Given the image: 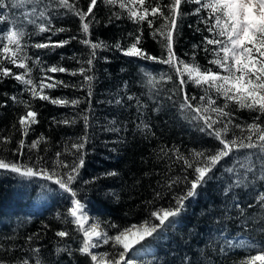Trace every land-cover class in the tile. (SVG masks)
<instances>
[{
  "label": "trees",
  "instance_id": "obj_1",
  "mask_svg": "<svg viewBox=\"0 0 264 264\" xmlns=\"http://www.w3.org/2000/svg\"><path fill=\"white\" fill-rule=\"evenodd\" d=\"M8 2L11 3L12 0ZM77 2L86 10L87 0ZM54 5L55 0H43L37 5L40 9L48 6L47 11L51 14L53 28L63 27L69 30L58 33L52 40L68 39L74 35L78 39L70 40L69 44L52 51L31 47L33 43L43 42L51 33L30 35L26 38L28 51L30 55H39L44 65L59 62L69 70L66 73H49L50 76L69 85H76L47 90L53 98L66 97L69 100L79 98L84 99L85 103L78 107L55 106L47 101L33 100L32 105L38 112L39 123L32 125V130L25 140L30 144L43 134L47 138V143H42L39 149L32 153L25 149L26 155L14 159L32 163L35 156L39 155L51 161L55 159V152H64L66 147L70 149V144L84 134V124L80 116L88 109L91 124L88 130L90 140L85 145L86 162L81 169V179L74 187L79 198L85 203L90 217L93 220L98 219L101 226L114 235L115 229L108 228L107 225L116 224L123 227L142 222L148 215V209L152 207L147 202L154 198L157 191L164 192L165 198L157 201L156 206H166L170 200L171 193L163 186L168 177L182 173L180 164L175 163L174 158H160L161 147L178 148L187 154L189 149L208 148L218 142L198 132L183 118L178 106L173 107L172 102L167 100L170 93H166L165 90L173 88V84H159L157 88L148 84V76L142 71L143 68L152 72L155 67L156 71L152 74L158 80L160 72L171 71L167 66H153L150 62L124 57L115 49L114 45L117 42L122 45L131 42L128 34L135 33L137 25L128 20L126 15H122L119 20L113 18L110 23L112 13L118 12L119 9L105 6L102 0H99L98 7L94 9L95 18L99 23L92 25L91 39L93 42L102 40L109 47L97 50L93 71L88 73L95 76L93 95L89 104L87 87H80L83 84V76L79 74L73 76L70 72L78 70L81 65L77 61L86 60L90 49L79 42L83 36L79 31L78 17ZM31 7V4H24L18 9H12L9 13V23H0V29L11 26L13 18L19 19L25 13L30 14ZM191 7L193 6L185 5V11H190ZM37 23L40 21L37 20ZM195 23L194 16L184 18L174 48L181 57L184 53L191 56L192 45L200 44L196 59L201 64H206L201 42L203 35L207 33L195 32L194 28L189 27ZM154 26L158 27L159 24ZM140 27L144 30L143 48L159 56L161 47L152 38L151 30L147 24ZM25 28L30 33L35 31L34 25H25ZM72 57L75 59H71ZM13 70L21 71L15 68ZM40 75L38 68H34L33 77L39 78ZM22 88L23 86L12 78H5L0 82V105H3L0 107V140L4 137L11 138L7 145L0 143V149L5 147L9 149V152L4 153L9 157L10 150L17 147V141L21 138L17 120L19 115L25 112L21 104L14 103L9 97L31 99ZM187 90L194 94L196 92L191 87ZM129 95L139 99L141 104L147 105L146 108H140L144 113L143 117L138 115L136 99L132 101L127 99ZM116 99H121L122 103L116 104ZM157 107L160 111H153ZM238 115L242 121H250L252 114L240 112ZM63 119H75L76 122L68 125L54 122ZM141 119L150 125V131L141 132L136 127ZM111 128L118 131L106 130ZM113 148L117 151H111ZM29 156H32V161L29 160ZM65 158L68 162L73 159L67 153ZM241 159L243 160V157ZM108 171H116L119 174L104 176L103 174ZM216 175V180L209 181L205 187L199 189V195L194 200L188 201L187 210L162 239L151 242L142 249L137 246V249L130 253V257L137 261V264H239L241 259L246 258L247 249H229L225 241L241 236L257 239L264 236L260 231L261 227H264V210L260 209L255 201V195L264 191V187L261 186L264 182L255 181L249 188H234L226 195L224 188L230 179L235 177H230L222 169ZM97 177L98 179L94 180ZM84 181L89 183L84 184ZM180 190L176 188L173 192ZM66 196V193H61L51 182L39 178L24 180L0 170V261L3 264H20L24 259H28L30 264H36L37 259L41 264H89L88 258L77 252H73L72 259L66 253H56L57 247L65 245L78 247L79 239L82 238L75 232L73 224H65L58 218V214L63 217L70 206V199H66ZM234 196L237 197L240 208L244 210L243 215L240 209L233 206ZM249 204H252L251 208L248 207ZM45 225L48 227L45 228ZM65 228L71 235L62 240L55 232ZM29 236H33V240L29 241L27 239ZM73 236H76L77 240H73ZM109 247L105 245L96 251H111ZM32 249H39V252H33Z\"/></svg>",
  "mask_w": 264,
  "mask_h": 264
},
{
  "label": "snow or ice",
  "instance_id": "obj_2",
  "mask_svg": "<svg viewBox=\"0 0 264 264\" xmlns=\"http://www.w3.org/2000/svg\"><path fill=\"white\" fill-rule=\"evenodd\" d=\"M42 2L43 0H12L9 3L8 0H0V23L4 24L9 23V13L12 9H18L24 4L32 5L30 14L25 13L19 19L13 18L11 26L0 29V82L5 78H12L22 85V91L31 97L29 100L18 99L17 96L9 97L14 103L21 104L25 112L19 115L17 120L21 138L17 141V147L10 150L11 157L4 154L9 152V149L6 147L0 149V170L24 180L39 178L51 182L61 193L67 194L65 198L70 199V206L67 207L66 214L63 217L58 214V218L65 224H73L75 232L82 238L79 239L76 248L71 245L57 247V254L66 253L72 259L73 252H77L87 257L89 264H137V261L130 257V253L136 250L137 246L142 249L149 243L162 239L187 210L188 201L194 200L199 195V189L205 187L209 181L217 179L216 174L219 170L222 169L230 177H235L230 179L224 188L226 195L234 188H249L255 181L264 182V0H102L105 6L119 9L118 12L112 13L110 23L113 18L119 20L122 15H126L128 20L137 25L135 33L128 34L131 42L126 45L117 42L114 45L115 49L124 57L150 62L153 66H167L171 71L160 72L158 80L152 74L156 71L155 67L152 72L143 68L142 71L148 76V84L153 88H157L159 84H173V88L165 90L166 93H170L167 100L172 102L173 107L178 106L183 118L198 132L218 142L208 148L189 149L187 154L178 148L161 147L160 158H174V162L180 164L182 173L168 177L163 186L171 193L170 200L166 206H156L157 201L165 198L164 192L157 191L154 198L147 202L152 207L148 209V215L142 222L123 227L116 224L107 225L108 228L115 229L114 235L106 231L98 219L93 220L90 217L85 203L79 198L74 187L81 179V169L86 162L85 145L90 140L88 130L91 124L88 109L80 116L84 124V134L70 144L71 150L66 147L64 152H55V159L51 161L39 155L35 156L32 163L14 159L26 155L25 149L32 153L39 149L42 143H47V138L43 134L30 144L25 140L32 130V125L39 123L38 112L32 105L33 100L47 101L55 106L78 107L85 103L84 99L79 98L71 100L66 97L53 98L47 90L76 85H69L50 76L49 73H66L69 70L59 62L44 65L39 55L29 54L26 38L30 35L51 33L43 42L33 43L31 47L52 51L69 44L70 40L78 39L74 35L68 39L52 40L58 33L69 30L63 27L53 28L51 14L47 11L48 6L43 9L37 6ZM98 2L99 0H87L86 10L79 6L77 0H55L54 5L78 17L79 31L83 36L79 42L90 49L86 60L77 61L81 65L78 70L70 72L73 76L77 74L83 76V84L80 87H87L89 104L93 95L95 76L88 73L93 71L97 50L109 47L102 40L93 42L91 39L90 29L93 24L99 23L94 11L98 7ZM185 5L193 7L190 11H185ZM187 16L196 17L195 25L190 24V28H194L195 32L207 33L203 35L201 42L206 64H201L196 59L200 44L192 45L191 56L184 53L181 57L175 51L174 45L180 33L181 23ZM37 20L40 23H37ZM157 23L159 26L155 27ZM143 24H147L152 38L160 45L159 56L143 48L144 30L140 27ZM25 25H34L35 31L30 33ZM200 25L204 27L201 28ZM13 68L21 71H14ZM34 68H38L41 73L39 78L33 77ZM189 87L196 90L195 94L187 90ZM127 99L132 101L136 98L129 95ZM115 103L119 105L122 100L116 99ZM136 103L138 115L143 117L144 113L140 108H146L147 105L141 104L139 99H136ZM153 111L158 112L160 108H154ZM240 112L252 114L250 121H242L238 115ZM54 122L68 125L76 121L63 119ZM136 127L141 132L151 130L150 125L143 119ZM106 130L118 131L116 128ZM10 139L4 137L0 143L7 145ZM44 150L47 151L46 148ZM111 151L117 149L113 148ZM65 153L73 157L71 162L67 161ZM29 160H33L32 156H29ZM228 164L231 166H226ZM118 174L116 171H108L103 175ZM83 183L87 184L89 181ZM261 186L264 187V184ZM176 188L181 190L173 192ZM233 201V206L240 209L243 215L244 210L240 208L236 196L233 197ZM255 201L260 209L264 210V191L255 195ZM248 207L251 208L252 204ZM260 231L264 233V227H261ZM55 235L63 240L71 233L65 228L56 231ZM33 238L29 236L27 239L31 241ZM72 239L77 240V237L73 236ZM225 243L229 249H247L246 258L241 259L239 264H264V236L259 239L241 236L228 239ZM105 245L110 246L111 251H96ZM32 251L38 253L39 249ZM0 264L3 262L0 261ZM20 264H30V261L24 259ZM36 264H41L39 259L36 260Z\"/></svg>",
  "mask_w": 264,
  "mask_h": 264
},
{
  "label": "rangeland",
  "instance_id": "obj_3",
  "mask_svg": "<svg viewBox=\"0 0 264 264\" xmlns=\"http://www.w3.org/2000/svg\"><path fill=\"white\" fill-rule=\"evenodd\" d=\"M104 247V246H103ZM110 248V247H109Z\"/></svg>",
  "mask_w": 264,
  "mask_h": 264
}]
</instances>
